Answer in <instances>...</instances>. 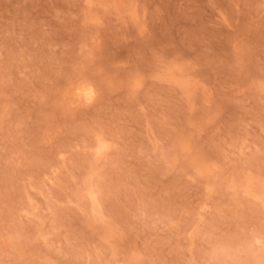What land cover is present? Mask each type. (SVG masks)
I'll return each instance as SVG.
<instances>
[{
	"label": "rangeland",
	"instance_id": "1",
	"mask_svg": "<svg viewBox=\"0 0 264 264\" xmlns=\"http://www.w3.org/2000/svg\"><path fill=\"white\" fill-rule=\"evenodd\" d=\"M0 264H264V0H0Z\"/></svg>",
	"mask_w": 264,
	"mask_h": 264
}]
</instances>
